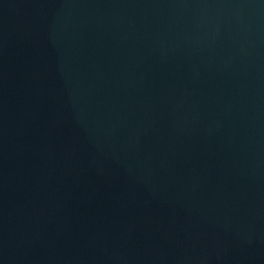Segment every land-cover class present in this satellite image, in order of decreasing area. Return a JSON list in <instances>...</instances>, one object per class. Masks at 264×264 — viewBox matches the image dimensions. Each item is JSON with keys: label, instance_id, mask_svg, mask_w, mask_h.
Masks as SVG:
<instances>
[{"label": "water", "instance_id": "1", "mask_svg": "<svg viewBox=\"0 0 264 264\" xmlns=\"http://www.w3.org/2000/svg\"><path fill=\"white\" fill-rule=\"evenodd\" d=\"M0 264H264V0H0Z\"/></svg>", "mask_w": 264, "mask_h": 264}]
</instances>
